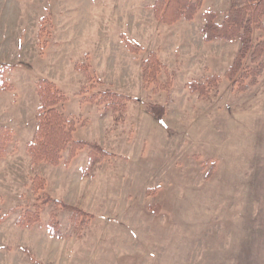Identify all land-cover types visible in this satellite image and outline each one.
Wrapping results in <instances>:
<instances>
[{"label": "rangeland", "instance_id": "1", "mask_svg": "<svg viewBox=\"0 0 264 264\" xmlns=\"http://www.w3.org/2000/svg\"><path fill=\"white\" fill-rule=\"evenodd\" d=\"M153 1L0 0V78L11 88L0 86V126L12 132L0 158V264H264V176L251 182L245 165L264 148V73L250 90H233L224 73L239 42L203 41V13L221 21L228 0H203L191 21L172 25L154 18ZM123 38L142 51L129 52ZM151 51L174 74L168 103L141 83ZM84 63L102 83L90 86ZM210 75L221 81L207 99L189 91V81ZM39 79L65 93L60 109L76 122L74 138L111 157L90 170L87 149L70 161L66 150L57 166L31 163ZM105 89L133 98L124 113L83 101ZM148 102L165 104L160 121ZM35 175L88 220L49 203L39 223L17 225L35 203Z\"/></svg>", "mask_w": 264, "mask_h": 264}, {"label": "trees", "instance_id": "2", "mask_svg": "<svg viewBox=\"0 0 264 264\" xmlns=\"http://www.w3.org/2000/svg\"><path fill=\"white\" fill-rule=\"evenodd\" d=\"M203 0H154L152 4L153 16L160 23L172 25L179 20L191 21L199 10ZM228 8L221 21H216L217 15L213 10L203 13L204 23L201 28L203 41L211 42L222 40L227 42L238 41L232 62L224 73V77L230 81L231 88L237 92H246L257 84L264 73V40L256 39V30L264 33V0H228ZM45 17L40 18L39 29L43 28ZM40 34V32H39ZM127 50L137 54L142 47L123 38ZM89 81L91 87L95 83H102L94 76L91 65L84 63L80 66ZM141 83L145 89H149L154 95L161 92L167 93L165 103L171 101L169 91L172 87L174 74L168 73V68L160 60L155 51L148 53L140 64ZM166 75L164 82L160 81L162 74ZM221 77L210 75L203 81L191 80L187 86L190 92H196L200 97L207 99L211 91L219 86ZM0 86L3 89H11L0 78ZM88 91V90H81ZM35 92L38 105L35 116V128L31 139L26 143V152L33 165L40 163L57 166L62 161L63 153L68 150V160L73 159L77 152L87 149L86 170L94 167L97 161L109 158L112 152L102 147L97 142L83 139H75L74 132L76 122L61 111L60 107L66 102L65 93L54 82L47 79H39L35 83ZM132 97L105 89L90 93L83 101L98 106H103L114 114H121L127 110ZM146 110L160 121L166 113L165 104L148 102ZM12 141V132L6 126H0V158ZM45 179L35 175L32 177V192L37 195L32 208H26L17 218V225L21 227L39 223L41 208L53 203L56 207L71 212V218L76 222L88 220L90 217L82 209L65 204L60 199H53L43 192ZM152 209V207H150ZM158 210V207H156ZM4 219V218H3ZM0 218V222L3 220ZM51 234L58 235L57 222L51 217L47 224Z\"/></svg>", "mask_w": 264, "mask_h": 264}, {"label": "crops", "instance_id": "3", "mask_svg": "<svg viewBox=\"0 0 264 264\" xmlns=\"http://www.w3.org/2000/svg\"><path fill=\"white\" fill-rule=\"evenodd\" d=\"M255 112H258V111L255 110ZM263 147H264V144H263ZM246 159H248V161H249L245 165H246V168L248 167L249 177L251 179L250 181L256 183V180H257L256 178H258V176H260V177L264 176V148H263V150H260L259 153H255V151H254L253 156L250 155L249 158L247 156ZM244 161H245V159H244ZM233 168H234V174L240 173L241 168H242V162L239 165L236 164V166H234ZM252 212H254L253 214H256V213L258 214L259 210L257 212L255 210H253ZM253 222H254V220H252L250 218L249 224H251Z\"/></svg>", "mask_w": 264, "mask_h": 264}]
</instances>
